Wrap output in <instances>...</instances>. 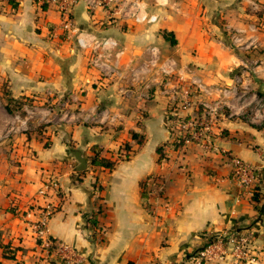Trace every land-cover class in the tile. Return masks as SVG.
I'll return each mask as SVG.
<instances>
[{
  "label": "crops",
  "instance_id": "crops-1",
  "mask_svg": "<svg viewBox=\"0 0 264 264\" xmlns=\"http://www.w3.org/2000/svg\"><path fill=\"white\" fill-rule=\"evenodd\" d=\"M55 1L0 0V264H61L36 241L34 207L57 205L40 195L47 179L62 203L41 240L72 247L85 264H185L203 237L235 228L253 232L251 252L264 264V210L229 176L232 158L264 169V0H75L70 30ZM131 4L157 21L134 22ZM59 100L66 116L46 110ZM176 117L202 122L206 139L189 130L170 149ZM94 147L122 159L93 170ZM75 152L84 172H74ZM149 180L161 182L158 196ZM97 212L104 233L93 243ZM5 245L20 248L15 259Z\"/></svg>",
  "mask_w": 264,
  "mask_h": 264
},
{
  "label": "built area",
  "instance_id": "built-area-1",
  "mask_svg": "<svg viewBox=\"0 0 264 264\" xmlns=\"http://www.w3.org/2000/svg\"><path fill=\"white\" fill-rule=\"evenodd\" d=\"M57 1V2H56ZM58 10L63 17L62 25L65 30L71 29V22L69 19L70 9L75 0H56ZM90 7L93 8L95 5H107L109 0H83ZM129 18L133 19L134 22L139 24H153L157 21L155 15H147L146 13H141L139 6L136 4H131V10L129 13ZM240 36L236 35L231 37V42L236 45L240 42ZM76 43L80 47H84L83 41L76 38ZM109 42L102 41L101 43H96L95 48L103 49ZM112 44V43H111ZM152 57L151 63L155 62V55L157 50L155 48L151 49ZM100 55H96L95 57ZM97 58L92 60L93 65H97ZM185 105H188L185 103ZM184 107V106H183ZM38 106L34 104H26L23 107V111L26 114H34ZM48 112L51 111H61L58 117L66 116L64 112V103L59 100L55 103L50 104L47 109ZM172 128L174 131L178 132L177 137L174 142L176 144L183 143L186 139L189 130L196 132V137L206 139L203 133L198 130L202 127V122H198L195 119H179L173 118ZM206 130V129H205ZM230 166V178L233 180L240 188L241 198L252 202V195L258 190H263L264 177L262 170L251 166L238 158H232L229 163ZM150 195L158 196L159 190L162 188L161 182L158 180H149ZM58 190L57 181L54 179H47L43 184V188L40 191L42 198H46L49 195L56 196ZM38 213V220L36 221L35 231L37 240H40V251L44 256L43 258H53L54 261L61 264H85L87 258L84 254L78 252L72 247L53 240V239H43L41 237L44 235L45 227L48 218L55 212L56 205L52 206L50 204H44L43 206L34 207ZM103 229L98 226L95 227L94 235L90 238L93 243H99L103 236ZM36 240V241H37ZM204 244L197 251L193 253L190 260L185 264H209L211 262L217 263L223 260H229L231 264H257L256 258L253 252H251L252 242H253V232L246 231L245 233H238L230 231L224 235L203 237ZM20 252V251H18ZM17 252V253H18Z\"/></svg>",
  "mask_w": 264,
  "mask_h": 264
},
{
  "label": "trees",
  "instance_id": "trees-1",
  "mask_svg": "<svg viewBox=\"0 0 264 264\" xmlns=\"http://www.w3.org/2000/svg\"><path fill=\"white\" fill-rule=\"evenodd\" d=\"M42 8H44V5H42ZM131 137L136 140L137 145L140 147L143 142H144V138L143 136H139L138 134L132 132L131 133ZM46 146L48 145V143L46 142L45 144ZM180 144H176L173 142H170L168 144V147L172 150L176 149V147H178ZM125 150V157H128L129 154V148H127V146L123 148ZM102 150L100 148L94 147L93 148V156L89 158V165L90 168H92L93 170H98V169H104V170H111L113 169V167L115 166V164L120 161L122 158L121 156H116L115 159H112V156L109 158H105L103 156H101ZM157 154H158V161L161 162L163 159H165V153L163 152L162 148H157ZM262 174L264 177V169H262ZM82 175V174H79ZM144 186V184H143ZM263 190H258L256 192H254V194L252 195V202L251 204L255 207L257 213L259 214L260 212H262V210H264V186L262 188ZM96 192H99L100 188L96 187ZM147 198V194H143V199ZM56 199H57V205H56V209L55 211L59 210L60 205L62 203V193L60 192V189L58 188L57 192H56ZM88 223L90 225H92L93 227L97 225L98 223V212L95 213L93 216H91L88 219ZM241 230H239L238 228L234 229V232H238L240 233ZM37 243H40V240H37ZM2 251H3V256L9 259H15V256L17 254L18 251H20V248L18 247H11L9 245H5L2 246Z\"/></svg>",
  "mask_w": 264,
  "mask_h": 264
},
{
  "label": "water",
  "instance_id": "water-1",
  "mask_svg": "<svg viewBox=\"0 0 264 264\" xmlns=\"http://www.w3.org/2000/svg\"><path fill=\"white\" fill-rule=\"evenodd\" d=\"M75 160L77 161V166L74 168V172L80 173L86 170V161L83 159L78 152L74 153Z\"/></svg>",
  "mask_w": 264,
  "mask_h": 264
}]
</instances>
